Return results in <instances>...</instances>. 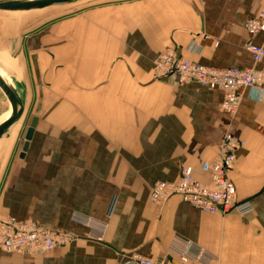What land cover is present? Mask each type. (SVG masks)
<instances>
[{
	"label": "crops",
	"instance_id": "0c3cea01",
	"mask_svg": "<svg viewBox=\"0 0 264 264\" xmlns=\"http://www.w3.org/2000/svg\"><path fill=\"white\" fill-rule=\"evenodd\" d=\"M264 0H75L0 10V72L24 103L0 139V214L75 236L33 256L0 248V264H137L200 250L221 264H264V88L225 92L157 78L167 51L213 68L256 67L244 23ZM264 47V32L252 38ZM10 104L0 89V124ZM32 114V116H30ZM29 117L31 118L29 120ZM28 119V120H27ZM35 132L23 151L28 129ZM244 141L230 179L246 216L151 199L183 167L207 184L224 136Z\"/></svg>",
	"mask_w": 264,
	"mask_h": 264
},
{
	"label": "built area",
	"instance_id": "2783aa9c",
	"mask_svg": "<svg viewBox=\"0 0 264 264\" xmlns=\"http://www.w3.org/2000/svg\"><path fill=\"white\" fill-rule=\"evenodd\" d=\"M250 40L246 49L255 64H264V47L253 43L252 38L264 32V13L244 23ZM157 78H172L178 84L195 82L225 92L221 109L234 114L238 110L240 91L249 88H264V67L213 68L180 57L177 52L167 51L156 61ZM244 141L232 133L224 136L219 156L212 162H205L202 170L210 178L207 184L194 177L191 166L183 167L175 181H158L151 189V199L164 204L170 198L179 196L194 208L211 214L226 216L236 213L246 216L254 211L248 201H239L237 188L230 179V171L236 160V151ZM75 236L67 232H56L35 222H20L0 214V248L9 254H30L37 256L73 241ZM203 251L192 256L187 251H172L162 260H149L133 254L131 260L137 264H221L218 259L206 258Z\"/></svg>",
	"mask_w": 264,
	"mask_h": 264
},
{
	"label": "water",
	"instance_id": "95a60500",
	"mask_svg": "<svg viewBox=\"0 0 264 264\" xmlns=\"http://www.w3.org/2000/svg\"><path fill=\"white\" fill-rule=\"evenodd\" d=\"M75 0H0V10L1 11H29L35 9H41L49 7L52 5H63L74 2ZM0 89L6 96L10 104L9 117L0 124V139L2 138L5 131L14 124L17 120L21 118L24 112V103L19 96L18 92L15 90L13 85L8 81V79L0 72ZM33 124L27 131L25 137V145L23 151H27L30 141L33 138L35 132Z\"/></svg>",
	"mask_w": 264,
	"mask_h": 264
},
{
	"label": "rangeland",
	"instance_id": "374dc122",
	"mask_svg": "<svg viewBox=\"0 0 264 264\" xmlns=\"http://www.w3.org/2000/svg\"><path fill=\"white\" fill-rule=\"evenodd\" d=\"M30 116H32V114L30 115ZM24 119V118H23ZM23 119H20V120H23ZM31 118L29 117V120H30ZM25 120V119H24ZM28 120V119H27Z\"/></svg>",
	"mask_w": 264,
	"mask_h": 264
}]
</instances>
